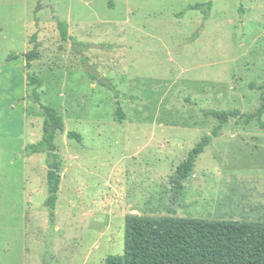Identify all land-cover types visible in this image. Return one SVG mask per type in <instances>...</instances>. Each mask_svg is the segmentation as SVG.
<instances>
[{
	"label": "rangeland",
	"instance_id": "1",
	"mask_svg": "<svg viewBox=\"0 0 264 264\" xmlns=\"http://www.w3.org/2000/svg\"><path fill=\"white\" fill-rule=\"evenodd\" d=\"M263 83L264 0H0V264H104L129 213L264 218V114L228 118L173 181L218 123L203 111L252 112ZM42 105L63 128L52 215L47 152L27 151Z\"/></svg>",
	"mask_w": 264,
	"mask_h": 264
},
{
	"label": "trees",
	"instance_id": "2",
	"mask_svg": "<svg viewBox=\"0 0 264 264\" xmlns=\"http://www.w3.org/2000/svg\"><path fill=\"white\" fill-rule=\"evenodd\" d=\"M203 7L206 13L211 7V1L191 4L188 9ZM58 28L62 39H67V23L59 20ZM17 56L10 54L8 59ZM37 57V44H34L33 48L24 54L26 66ZM27 79L37 85L41 83L40 80L29 75ZM250 86L253 87V84ZM109 87L114 90L112 85ZM258 88L264 89V83ZM31 96L35 101L38 100L35 90L32 91ZM41 107L44 111L42 137L39 141L30 144L27 151L28 153L47 152L46 181L49 194L47 206L52 215L60 181L58 173L60 161L54 138L63 130L62 118L53 107L49 105ZM203 114L214 117L218 123L209 135L203 136L192 147L186 160L177 166L173 177L177 186H180V181L188 176L196 156L213 137L217 136L228 118L242 116L244 123H248L264 114V96L261 97L260 105L252 112L205 109ZM121 115L118 107L116 119ZM66 135L80 140V134L76 132L70 131ZM104 264H264V218L249 221L129 213L124 217L123 253L107 256Z\"/></svg>",
	"mask_w": 264,
	"mask_h": 264
}]
</instances>
